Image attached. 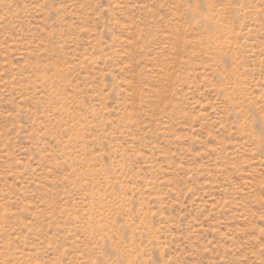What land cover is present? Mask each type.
I'll use <instances>...</instances> for the list:
<instances>
[{"label":"rangeland","instance_id":"1","mask_svg":"<svg viewBox=\"0 0 264 264\" xmlns=\"http://www.w3.org/2000/svg\"><path fill=\"white\" fill-rule=\"evenodd\" d=\"M0 264H264V0H0Z\"/></svg>","mask_w":264,"mask_h":264}]
</instances>
